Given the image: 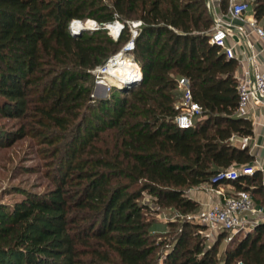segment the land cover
Segmentation results:
<instances>
[{
	"label": "trees",
	"instance_id": "1",
	"mask_svg": "<svg viewBox=\"0 0 264 264\" xmlns=\"http://www.w3.org/2000/svg\"><path fill=\"white\" fill-rule=\"evenodd\" d=\"M251 8L264 21V0ZM87 19L99 28L73 36L70 23ZM116 20L125 27L114 40L103 27ZM134 20L142 24L131 55L142 77L94 100L86 83L128 41ZM212 24L208 0H0V96L16 106L30 102L37 135L54 144L53 187L0 205V261L264 264V222L230 242L218 262L215 247L187 239L186 224L158 242L143 202L150 195L159 206L194 212L199 205L187 191L253 161L231 142L253 128L235 115L237 61L210 43ZM178 77L204 110L190 129L174 122ZM231 184L264 206L258 172Z\"/></svg>",
	"mask_w": 264,
	"mask_h": 264
},
{
	"label": "built area",
	"instance_id": "2",
	"mask_svg": "<svg viewBox=\"0 0 264 264\" xmlns=\"http://www.w3.org/2000/svg\"><path fill=\"white\" fill-rule=\"evenodd\" d=\"M208 6L213 16V24L209 32L210 43L221 49L227 58L236 59L237 67L238 65L242 67L241 72L238 75L236 73L237 106L235 115L249 120L252 116L251 111L254 105L264 106V71L259 67L258 53L251 40V36L264 40V21H259L254 17L251 4L248 1L228 0L227 10L221 15H217L209 3ZM225 17H229L231 21L238 20L239 24L235 25L227 22L224 20ZM87 22H89V25L86 27L87 30H96L99 28V25L94 20H74L70 23L69 29L75 23L85 25ZM114 22L120 25V29L115 36L111 34L110 24H105L103 28L116 40L125 25L118 20ZM141 24V21L138 20L127 22L130 28V37L124 44L121 53L107 59L106 64L100 69L102 74H104L108 64L112 60L126 55L141 70L131 55L135 47L134 41ZM233 30L237 34L238 43L240 42L243 46L242 53L238 55L235 52L234 46L227 43ZM243 56L245 59H243ZM243 62L246 63L244 67L242 66ZM97 69L93 72H96ZM140 75V77L134 79L133 83L140 81L142 72ZM115 79L122 85L130 84L124 83L119 78ZM116 87L121 86L116 85ZM175 91L178 98L176 108L179 112L174 122L180 128H193L196 121L204 118V110L194 100L192 89L187 78L178 77L176 79ZM249 140L250 136H243L234 146L238 149H246ZM254 173L255 168L251 164L238 165L236 167L231 166L218 172L210 181V192L219 194L222 198L200 210L197 214L198 222L208 226L217 236L224 234L223 240L226 243L232 242L238 235H244L253 231L255 226L264 222V206L255 203L251 194L246 190H236L234 187H231V191L228 194H224V192L213 189L212 186L223 182L231 184L240 176H252ZM238 264L243 263L238 262Z\"/></svg>",
	"mask_w": 264,
	"mask_h": 264
},
{
	"label": "rangeland",
	"instance_id": "3",
	"mask_svg": "<svg viewBox=\"0 0 264 264\" xmlns=\"http://www.w3.org/2000/svg\"><path fill=\"white\" fill-rule=\"evenodd\" d=\"M242 1H248L251 4L253 0ZM108 35L112 37V35ZM123 46L109 58L121 53ZM123 63L124 60H121L114 71H120L124 66ZM102 66L93 72V82L89 80L86 83V86H92L91 97L94 100L107 98L109 87L120 83L109 74L108 70L102 74L100 70ZM34 116L30 102H21L20 105L16 106V104H11L7 99L0 96V205L11 206L27 196L43 193L53 187L51 178L54 162L50 152L54 148V144L50 143L49 139H42L37 135L39 126L36 125ZM23 127L26 134L24 137L17 138L16 133ZM47 135H51V133ZM202 185L204 186L203 189L210 192V182ZM212 188L226 192V190H231V184L223 182L213 185ZM255 197L257 198V196ZM143 202L151 210L150 218L154 222L152 235L156 237L158 242L167 243L175 236L174 231L177 230V227L186 224L184 230L188 232L187 239L189 241L192 243L200 242L204 250L215 247V258L218 262L224 259V253L231 247V243H226L223 239L219 241L215 232L198 222L197 214L201 210L199 207L194 212H182L174 207L157 205L150 195H145ZM170 224H174L175 227ZM241 236L238 235L239 238ZM161 246L158 247L159 254L164 252V245ZM0 264H6L5 260L4 262L3 260L0 261Z\"/></svg>",
	"mask_w": 264,
	"mask_h": 264
},
{
	"label": "crops",
	"instance_id": "4",
	"mask_svg": "<svg viewBox=\"0 0 264 264\" xmlns=\"http://www.w3.org/2000/svg\"><path fill=\"white\" fill-rule=\"evenodd\" d=\"M209 5L212 9L217 13V15L223 14V11L220 8V0H208ZM225 21L231 22L235 25L239 24L238 20H232L229 17L224 18ZM237 34L234 32L228 38L227 43L229 45H233L235 48L236 54H241L243 50L242 44L237 39ZM251 40L254 43L256 52L258 53L257 58L259 62V67L261 70L264 71V40L258 39L254 36H251ZM243 59L245 57L243 56ZM243 67L246 66V63H242ZM241 65L237 67V75L241 72ZM252 116L250 117V121L252 123L253 133L250 136V140L247 144L246 149L248 153L253 156V161L250 163L255 168V172H258L260 178L262 180V185L264 187V106L254 105L251 111ZM205 118V115H204ZM203 118V119H204ZM202 119V120H203ZM243 136H236L234 135L231 138V142L233 146L235 145L238 140ZM232 166H238L234 164ZM231 187H234L231 184ZM204 186L201 184L198 187L192 188L187 191L186 195L188 198L194 200L198 203L199 208L202 210L204 207L210 205L211 203L218 201L222 198L221 195L215 194L214 192H208L207 190L203 189ZM231 190H226L224 194H228Z\"/></svg>",
	"mask_w": 264,
	"mask_h": 264
},
{
	"label": "bare ground",
	"instance_id": "5",
	"mask_svg": "<svg viewBox=\"0 0 264 264\" xmlns=\"http://www.w3.org/2000/svg\"><path fill=\"white\" fill-rule=\"evenodd\" d=\"M85 25H81L80 23H75V28H78L79 26L87 27L89 25L88 22ZM109 28L112 32L111 34L114 33L113 35L115 36L120 29V25L118 23L114 22V23L110 24ZM121 60H124V63H123L124 66H122L120 71H118V72L114 71V69L116 68V65L119 64ZM113 61H115V62L113 63ZM106 70H108L109 74L112 75L114 78H119L124 83H131L132 81H134L135 78L141 76L140 75L141 71L136 66L134 61L127 55L126 56H120L119 58H115L114 60H112V62L108 64ZM115 80L117 81V79H115ZM116 85L122 86L121 83L115 84V86Z\"/></svg>",
	"mask_w": 264,
	"mask_h": 264
},
{
	"label": "water",
	"instance_id": "6",
	"mask_svg": "<svg viewBox=\"0 0 264 264\" xmlns=\"http://www.w3.org/2000/svg\"><path fill=\"white\" fill-rule=\"evenodd\" d=\"M85 30H87V28L84 27V26H79L78 28H75V25H73V26L70 27V32H71V34H72L73 36H75V35L81 33L82 31H85ZM133 82H134V81H132L131 84H132Z\"/></svg>",
	"mask_w": 264,
	"mask_h": 264
}]
</instances>
